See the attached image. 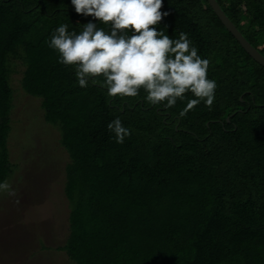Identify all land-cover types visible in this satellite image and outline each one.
<instances>
[{
    "label": "trees",
    "instance_id": "1",
    "mask_svg": "<svg viewBox=\"0 0 264 264\" xmlns=\"http://www.w3.org/2000/svg\"><path fill=\"white\" fill-rule=\"evenodd\" d=\"M217 1L264 54V0ZM162 10L171 14L158 27L187 33L210 60L211 110L201 103L181 118L187 100L165 109L143 91L111 98L99 83L80 88L47 41L59 24L79 33L91 17L70 0H0V181L11 171L19 60L22 88L40 98L68 152L65 250L74 264H264V66L207 0H164ZM116 117L132 130L123 144L107 128Z\"/></svg>",
    "mask_w": 264,
    "mask_h": 264
},
{
    "label": "clouds",
    "instance_id": "2",
    "mask_svg": "<svg viewBox=\"0 0 264 264\" xmlns=\"http://www.w3.org/2000/svg\"><path fill=\"white\" fill-rule=\"evenodd\" d=\"M70 2L77 14L91 20L79 33L59 24L47 45L59 54L60 64L74 66L80 88L99 83L111 98L137 97L143 91L146 104L165 109L187 100L181 118L201 103L211 110L218 83L209 78L210 60L199 54L187 33L174 38L158 27L171 14L162 10L164 0ZM188 93L195 98L188 99ZM107 128L118 144L132 135L119 117ZM10 189L7 181H0V192Z\"/></svg>",
    "mask_w": 264,
    "mask_h": 264
},
{
    "label": "rangeland",
    "instance_id": "3",
    "mask_svg": "<svg viewBox=\"0 0 264 264\" xmlns=\"http://www.w3.org/2000/svg\"><path fill=\"white\" fill-rule=\"evenodd\" d=\"M23 69L15 60L7 145L11 171L5 180L11 189L0 192V264H74L65 250L68 152L58 128L46 123L40 98L22 88Z\"/></svg>",
    "mask_w": 264,
    "mask_h": 264
},
{
    "label": "water",
    "instance_id": "4",
    "mask_svg": "<svg viewBox=\"0 0 264 264\" xmlns=\"http://www.w3.org/2000/svg\"><path fill=\"white\" fill-rule=\"evenodd\" d=\"M214 12L217 14L224 26L233 34V36L240 42L245 51L252 56L257 62L264 66V54L256 48L247 37L239 30L235 23L230 19L226 12L222 9L217 0H207ZM229 120V118H228Z\"/></svg>",
    "mask_w": 264,
    "mask_h": 264
}]
</instances>
